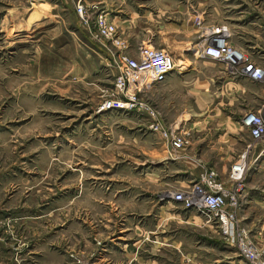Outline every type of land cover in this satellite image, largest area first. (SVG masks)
I'll return each mask as SVG.
<instances>
[{
    "label": "rangeland",
    "instance_id": "1",
    "mask_svg": "<svg viewBox=\"0 0 264 264\" xmlns=\"http://www.w3.org/2000/svg\"><path fill=\"white\" fill-rule=\"evenodd\" d=\"M49 2L55 7L48 3L43 19L44 1L0 0V253L12 264H22L24 253L27 264H241L236 246L173 195L203 168L231 188L230 168L249 144L237 232L264 264L260 217L250 221L264 210L247 209L251 198L264 197V140L250 141L242 128L244 99L231 89L217 94L221 78L213 98L190 97L184 86L174 99L182 110L174 125L188 140L182 156L145 115L98 112L113 89V62L143 42L183 61L184 74L222 77L225 67L200 55L204 31L227 22L226 14L236 25L251 23L238 35L252 47L242 52L264 71V0H124L118 48L92 40L71 2ZM246 83L251 111L261 108L264 82ZM193 112L200 114L188 120L195 127L180 129ZM200 134H207L200 148L215 142L228 156L206 152L207 161L191 162L195 178L182 159L190 160Z\"/></svg>",
    "mask_w": 264,
    "mask_h": 264
},
{
    "label": "built area",
    "instance_id": "2",
    "mask_svg": "<svg viewBox=\"0 0 264 264\" xmlns=\"http://www.w3.org/2000/svg\"><path fill=\"white\" fill-rule=\"evenodd\" d=\"M75 13L82 24L88 28L94 41H109L113 47L122 45L116 26L106 18L97 3L86 6L83 1L75 5ZM201 56L223 65L232 77H244L252 82H264V71L250 57L234 48L230 39L232 33L227 25H216L204 31ZM117 68L113 81V89L98 108V112L120 111L125 113L138 112L147 116L149 129L166 139L173 149L181 150L188 145V140L176 129L166 128L158 112L144 99V95L153 86L163 83L167 76L180 69L174 57L168 51L154 48L151 43H143L136 53L128 56L119 55L113 62ZM242 127L248 132L250 141L264 140V104L261 108L248 111L241 121ZM245 150L232 164L229 180L233 184L227 188L213 169L203 168L195 183L183 191L175 193L173 200L181 203L185 209L200 211L205 223L218 230L230 243L237 248L242 257L241 264H263L261 253L249 245L244 237L237 232V214L241 208L240 188L246 173Z\"/></svg>",
    "mask_w": 264,
    "mask_h": 264
},
{
    "label": "crops",
    "instance_id": "3",
    "mask_svg": "<svg viewBox=\"0 0 264 264\" xmlns=\"http://www.w3.org/2000/svg\"><path fill=\"white\" fill-rule=\"evenodd\" d=\"M39 1H44V3L39 4L38 7L41 6L42 8L46 9V10L43 9L44 11H42V13H41V15L43 16V19L50 18V16L46 14V13H48L49 5H51L50 7L52 10L54 9L55 5L50 4L49 1H51V0H39ZM56 1H58V0H56ZM60 1L71 2L73 4V6H75V3L79 2V1H83V3L85 5H87L89 3H97L100 10H103L106 13V17H109L115 26H116L115 22L117 20L120 21L119 22L120 24L125 23V22L121 21V18H123L122 15L124 14V8L122 7V3L124 2V0H60ZM48 3H49V5H48ZM73 13H74L75 17H77V15L75 13V7L73 8ZM223 19H225L227 22H224L222 24L227 25L228 28L230 29L231 33H232V37L230 39L231 45L238 50H241V51L245 50V52L247 53L248 51H246V50H250L252 47L243 46L241 41H240L243 38L238 37V35H242L243 33H247L245 30L251 28L250 27L251 23L248 22L246 25L242 26V25H238V24L236 25L235 23L228 22L230 19V16H228V14L223 15ZM238 28H240L241 31ZM143 43H146V42H143ZM139 45H137V48L139 47ZM151 45L153 46V44H151ZM154 48H157V47H154ZM157 49H163V50L167 51L166 48H157ZM168 52L170 54H172L170 51H168ZM172 56L174 57V59L176 61V58H175L176 56L173 54H172ZM204 59H208V58H204ZM253 62H255V60ZM184 64L185 63L183 61L178 60L176 63V66L181 67ZM219 65H221V64H219ZM221 66H223V65H221ZM181 68H184V67H181ZM181 68L176 69L175 70L176 72H172L171 74H169L166 78L165 83H163L161 85L153 86L151 88V90L149 92H147L145 97H144V99L146 98V100L150 103V105L158 112L160 120L166 128H171V129H176V130L178 128V127H175L176 125H174V123H176L180 119V117H181L180 115L182 113L181 112L182 110L180 108V104L178 102H175L174 99L179 98L180 92L182 90H184L185 87L190 88V92H189L190 97H192V96H198V97L203 96V97L213 98L216 95V93H215L216 92V85L214 83L217 79H220V78L222 79V86L220 88V91L219 90L217 91V94H225L226 90L231 89L232 95H237L238 97L244 99V101L246 102V106H245L244 110H241V112H243V116L248 111H251L248 104H250V102H251V94H252L251 92L252 91H251V86H249L246 83V81L248 82L249 79L243 77V79H239V80L235 81V79H237V78L229 75L226 70L224 71L222 77H220L219 75H216L215 73H206V74L200 73L198 75L184 74L181 72V70H182ZM182 83H186V84L182 85ZM131 113H138V112H131ZM140 114H143V113H140ZM191 114L188 113V115H186L187 118H184V116L181 118V120L179 121L180 129L186 128L187 125H189L188 128L190 130H192L195 127V123L192 121L188 122V120H190V119L193 120L194 116H200V114L195 113V112H193ZM143 115H145V114H143ZM146 118H147V116H146ZM207 124L208 123H206L205 126H207ZM205 138H207V134H203V137H201V134L196 135V140L193 141L192 147L187 151L188 153L186 152L187 153L186 155L188 157H190V160L187 158V161H188L187 162L186 159H182L186 163L185 166H187V169L184 172L185 173L190 172L189 173L190 177L193 176L196 178L200 172L199 168H197L196 164H193L191 162H193V161L194 162H205V161H207V158L205 155L206 152H211L212 154L216 155L218 158H220L222 160H226V158L228 156L227 154L224 155V153L216 151L215 144H214L215 142L214 143H212V142L208 143L207 144L208 146L206 148H200L199 146H201V144H203ZM195 145H198V146L194 148ZM176 152H177V154L182 156L183 154H185L184 153L185 149L184 150H177ZM196 152H199V153L196 154ZM222 154H223V156H222ZM180 156H177L178 159L181 158ZM230 157L231 156H229V158ZM171 160H172V158H171ZM233 161H234V159H233ZM185 187L186 186L184 185L183 188H185ZM255 200L256 199L251 198L247 202L249 205L247 209L251 210V206H259L260 209L262 208V210H264V197L261 198V202L258 200L257 201H255ZM259 214H262V213H259ZM258 217H260L259 231L264 233V215L258 216L256 214L250 219V221L254 224L255 222H257L255 220ZM254 240L258 241V235H255ZM28 254L30 255V253H24L22 255L23 256L22 264H27L26 261L28 260L27 259ZM0 264H12V263L10 262V259H7L6 256H4L2 253H0Z\"/></svg>",
    "mask_w": 264,
    "mask_h": 264
},
{
    "label": "bare ground",
    "instance_id": "4",
    "mask_svg": "<svg viewBox=\"0 0 264 264\" xmlns=\"http://www.w3.org/2000/svg\"><path fill=\"white\" fill-rule=\"evenodd\" d=\"M39 21V20H38ZM30 22V21H29ZM201 58H203V56L200 55Z\"/></svg>",
    "mask_w": 264,
    "mask_h": 264
}]
</instances>
